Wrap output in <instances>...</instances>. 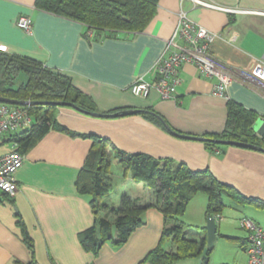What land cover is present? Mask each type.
Wrapping results in <instances>:
<instances>
[{
	"label": "crops",
	"instance_id": "1",
	"mask_svg": "<svg viewBox=\"0 0 264 264\" xmlns=\"http://www.w3.org/2000/svg\"><path fill=\"white\" fill-rule=\"evenodd\" d=\"M212 1L264 13V0ZM34 4L35 0H0V52L35 60L69 77L102 116L57 107L58 124L76 135L51 129L25 151L16 173L17 191L11 198L0 194V264H149L145 258L158 246L163 229L162 215L155 208L144 213L143 224L119 247L105 243L92 253L80 244L79 235L95 223L88 197L78 195L75 188L92 146V141L81 135L105 138L129 155L168 159L191 171L208 170L218 182L250 199L249 203H237L227 197L216 219L215 247L227 244L237 252L222 260L212 250L208 253V264H248L247 234L240 229L239 220L249 218L264 230V153L235 146L209 152L202 142L176 136L143 114L154 113L178 135L196 138L221 134L229 100L254 112L256 120L264 118V84L255 79L264 65V15H232L187 0H158L156 14L143 32L96 38L82 24L38 11ZM180 11L215 36L210 58L237 74L227 88L228 100L213 96L214 80L202 77L191 63L179 70L182 84L174 100H161L153 91L148 98L130 93V86L139 78L154 82V67L160 58L183 47L174 36ZM20 17L31 20V33L18 27ZM240 74L254 78L244 80ZM117 110H129L130 114L105 115ZM35 123L36 119L31 127ZM31 127L0 136V157L12 150L14 136ZM115 167L120 171L116 176L112 172L114 187L106 196L111 205L118 207L123 196L142 205L153 203V193L143 183L124 177L121 168ZM112 193L118 198L112 200ZM196 197L182 219L186 228L193 230L189 238L199 241L206 238L208 200ZM164 248L170 250L171 244ZM198 260L175 264H198Z\"/></svg>",
	"mask_w": 264,
	"mask_h": 264
},
{
	"label": "trees",
	"instance_id": "2",
	"mask_svg": "<svg viewBox=\"0 0 264 264\" xmlns=\"http://www.w3.org/2000/svg\"><path fill=\"white\" fill-rule=\"evenodd\" d=\"M158 0H35V8L57 17L72 20L92 31L95 37H115L119 33H141L156 14ZM0 98L14 101L71 103L82 111L98 113L92 100L78 92L69 77L25 57L0 52ZM61 107V106H60ZM56 106L29 107L36 123L13 137L15 150L24 154L49 130L76 135L60 126L55 118ZM226 122L221 134L204 136L205 139L226 140L244 144L248 149H264V134L258 136L252 126L257 119L254 112L234 101H227ZM129 110H117L105 115L121 117ZM144 118L168 131L158 115L143 114ZM161 118V117H160ZM162 119V118H161ZM163 120V119H162ZM169 132V131H168ZM92 141L91 149L75 180L78 195L86 196L95 217L94 226L79 235L82 247L96 253L103 244L123 245L128 237L143 224V215L157 209L163 218V229L158 246L151 250L145 261L149 264H175L186 259H199L206 238L199 241L186 235L183 216L187 206L198 193L207 196L206 219L219 218L224 208L225 195L237 203L250 199L233 188L218 182L208 171H191L171 160H157L143 154H126L109 140L95 135H81ZM209 151L224 147L210 141L202 142ZM121 168L124 177L143 183L154 196L151 204L123 196L118 207L106 198L114 187L112 166ZM165 243L171 249L164 248Z\"/></svg>",
	"mask_w": 264,
	"mask_h": 264
},
{
	"label": "built area",
	"instance_id": "3",
	"mask_svg": "<svg viewBox=\"0 0 264 264\" xmlns=\"http://www.w3.org/2000/svg\"><path fill=\"white\" fill-rule=\"evenodd\" d=\"M187 1L200 8L232 15H264L261 12L225 7L212 0ZM17 25L26 33L32 31V22L27 17H20ZM174 36L183 42V47L171 52L166 57L160 58L154 67L156 74L154 82L148 83L139 78L130 86V93L135 97L148 98L153 91L161 100H174L177 87L182 84L179 70L184 64L191 63L202 77L214 80L212 95L228 100L227 88L237 74L210 58L209 48L215 36L187 19L183 11L178 14ZM239 76L244 80H253L254 78L248 74H240ZM255 79L264 84V65L256 74ZM31 116L29 107L0 103V136L13 135L31 127L33 123ZM15 147L16 144L12 143V150L0 157V194L8 198L13 197L18 189L16 173L24 162V155L17 152ZM239 227L247 234L245 253L248 264H264V230L246 217L239 220Z\"/></svg>",
	"mask_w": 264,
	"mask_h": 264
},
{
	"label": "water",
	"instance_id": "4",
	"mask_svg": "<svg viewBox=\"0 0 264 264\" xmlns=\"http://www.w3.org/2000/svg\"><path fill=\"white\" fill-rule=\"evenodd\" d=\"M0 103L14 105V106H20V107H34V106H47V105L56 106V107L67 106V107L74 108L75 110L82 112L84 114H87V115H91L94 117L102 116L98 113H90V112L82 111L81 109H79L78 107H76L74 104H71V103L14 101V100H9V99H4V98H0ZM146 113H150L151 115H155L154 113H151V112H146ZM157 118L160 120L161 124L170 133H172L176 136H179V137H183L186 139H192V140H196V141H200V142L210 141L212 143H215L217 145H222V146L246 147L244 144L233 142V141L211 140V139H205V138L180 136L177 133L173 132L170 128H168L166 126L165 122L160 117H157ZM252 129L254 130V132L258 136H262L264 134V118H259L258 120H256L252 126ZM254 149L256 151L264 153L263 148L254 147ZM204 231H205V237H206V245L202 251L201 257L198 260V264H208V253L212 250L214 243L216 241V238H217V226H216V218L215 217H210V218L206 219Z\"/></svg>",
	"mask_w": 264,
	"mask_h": 264
},
{
	"label": "rangeland",
	"instance_id": "5",
	"mask_svg": "<svg viewBox=\"0 0 264 264\" xmlns=\"http://www.w3.org/2000/svg\"><path fill=\"white\" fill-rule=\"evenodd\" d=\"M31 117H32V120L35 119V118H34V115H32ZM115 166H117V164H116V163H113V166H112V172H113L114 175L116 176V175H118V172H119L120 170H119L118 167H115ZM114 178H115V177H114ZM115 181H116V180H115ZM116 198H118V197H117V194H116V193H112V195H111V199H112V200H115ZM196 198H205V199L207 200V196H206L204 193H198ZM222 199H223L224 202H227V197H226L225 195L222 197ZM193 211H194V209H193ZM193 214H194V213H193ZM227 214H228V213L226 212L225 215H227ZM194 215H196V214H194ZM197 215H198V212H197ZM192 231H193L192 229H191V230L186 229V235H187V237H189V236H188V233H189V232H192ZM165 244H167V243H165ZM212 252H215L216 254H218L219 259L222 260L223 257H224V258H228L230 255L235 254V253L237 252V250H236L234 247L232 248L230 245H227V244L222 245V246H220V245L218 244L216 247H215V244H214V247H213V249H212Z\"/></svg>",
	"mask_w": 264,
	"mask_h": 264
}]
</instances>
